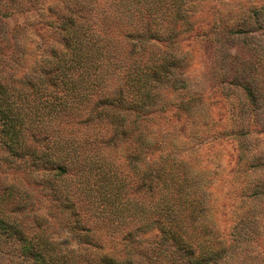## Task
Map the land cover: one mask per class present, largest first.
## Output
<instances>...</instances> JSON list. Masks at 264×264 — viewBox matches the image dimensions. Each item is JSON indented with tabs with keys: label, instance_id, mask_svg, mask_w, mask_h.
I'll use <instances>...</instances> for the list:
<instances>
[{
	"label": "rangeland",
	"instance_id": "rangeland-1",
	"mask_svg": "<svg viewBox=\"0 0 264 264\" xmlns=\"http://www.w3.org/2000/svg\"><path fill=\"white\" fill-rule=\"evenodd\" d=\"M86 2L98 12L121 0ZM74 6L75 0H0V73L8 79L41 73L44 57L62 45L60 25ZM143 39L173 74L158 82L153 106L121 111L130 138L112 142L108 123L82 117L62 124L85 143V152L112 161L130 196H144L139 177L147 161L158 168V188L165 180L180 183L176 195L185 202L172 217L185 215L183 229L211 243L216 255L205 264H264V0H186L173 31ZM45 180L41 169L0 142V187L20 190L14 214L25 236L42 235L71 254L62 264L123 248L115 225L92 220L86 227L93 239L80 240L71 210L59 206ZM66 181L78 186L76 176ZM133 208L123 226L136 231L132 264H193L158 226L135 230L144 221ZM23 243L0 232V264H37Z\"/></svg>",
	"mask_w": 264,
	"mask_h": 264
},
{
	"label": "trees",
	"instance_id": "trees-1",
	"mask_svg": "<svg viewBox=\"0 0 264 264\" xmlns=\"http://www.w3.org/2000/svg\"><path fill=\"white\" fill-rule=\"evenodd\" d=\"M75 1L77 6L68 9L60 25L62 45L44 57L41 73L24 79H8L0 73V142L12 155L44 172L54 200L75 217L80 240L88 242L92 237V227H86L91 220L115 225V232L121 234V250L101 249L91 259L80 255L77 264H132L136 231L123 228L129 207L138 209L144 219L135 230L148 223L158 226L163 239L181 249L184 258L205 264L216 255L211 243L183 229L185 215L172 217L185 202L176 195L180 183L165 180L158 188V168L155 161H147L139 177L144 196L134 198L128 194L125 177L112 171V161L99 151L85 152V143L62 124L67 117H82L84 122L108 123L112 142L130 138V125L121 111L153 106L158 82L170 81L173 74L144 46L152 41L143 38L158 40L173 31L184 16L186 0H121L117 7L98 12L86 0ZM71 176H76L78 186L66 181ZM19 191L14 185L0 187V232L16 234L37 264L71 259L42 235L34 240L24 235L14 214L20 208L15 201ZM86 191L90 198L82 196Z\"/></svg>",
	"mask_w": 264,
	"mask_h": 264
}]
</instances>
